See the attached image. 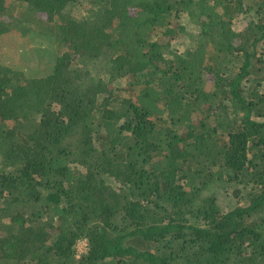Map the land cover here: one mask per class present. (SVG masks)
I'll return each instance as SVG.
<instances>
[{
  "label": "trees",
  "instance_id": "1",
  "mask_svg": "<svg viewBox=\"0 0 264 264\" xmlns=\"http://www.w3.org/2000/svg\"><path fill=\"white\" fill-rule=\"evenodd\" d=\"M21 1L58 51L0 64V264H264V0Z\"/></svg>",
  "mask_w": 264,
  "mask_h": 264
},
{
  "label": "rangeland",
  "instance_id": "2",
  "mask_svg": "<svg viewBox=\"0 0 264 264\" xmlns=\"http://www.w3.org/2000/svg\"><path fill=\"white\" fill-rule=\"evenodd\" d=\"M92 9L86 0H81L75 6L68 8L67 13L75 19H86L89 16L88 9ZM24 3L21 0H7V13L4 17L10 23V31L0 40V64L13 71L21 72L26 79L30 77H44L53 68L57 55V44L53 32L45 24L39 23V19H44L40 14L24 16ZM254 17L253 13L246 17H235L232 20L233 30L241 31L245 25ZM186 29V36L182 35L172 44V49L181 52L186 47L195 45V40L200 38L198 25L199 19L192 22L186 15H181L178 21ZM260 55L264 54V42L257 46ZM209 83L206 81V87ZM106 182L114 189L120 186L113 179ZM229 189V188H228ZM224 189H219V201L225 209L233 208L236 204L229 194L221 193ZM218 192V191H217ZM86 250V241L81 240L75 246V254L78 257Z\"/></svg>",
  "mask_w": 264,
  "mask_h": 264
}]
</instances>
